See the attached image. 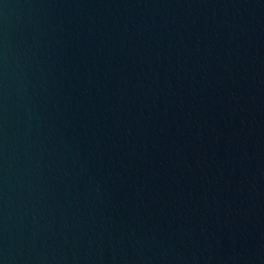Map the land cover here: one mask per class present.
Wrapping results in <instances>:
<instances>
[{
	"label": "water",
	"instance_id": "95a60500",
	"mask_svg": "<svg viewBox=\"0 0 264 264\" xmlns=\"http://www.w3.org/2000/svg\"><path fill=\"white\" fill-rule=\"evenodd\" d=\"M0 264H264V0H0Z\"/></svg>",
	"mask_w": 264,
	"mask_h": 264
}]
</instances>
